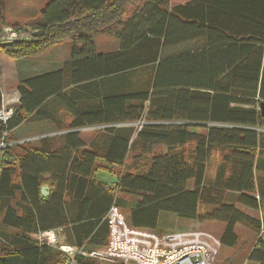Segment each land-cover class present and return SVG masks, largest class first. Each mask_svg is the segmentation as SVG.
<instances>
[{"label":"trees","instance_id":"trees-1","mask_svg":"<svg viewBox=\"0 0 264 264\" xmlns=\"http://www.w3.org/2000/svg\"><path fill=\"white\" fill-rule=\"evenodd\" d=\"M170 6V0H49L29 27L10 25L0 4V33L11 26L31 35L0 46V54L36 59L62 44L72 46L63 68L18 84L19 102L10 105L9 123H0V142L5 132L6 141L15 142L10 132L23 123L49 121L59 131L145 123L99 133L87 150L66 142L1 151L0 264H57L59 250L38 243L40 232L56 228L64 229V242L76 251L104 248L106 215L121 195L133 201V228L151 231L159 212L220 222L218 242L227 248L238 243L235 225L259 231V220L225 203L224 195L239 193L237 203L250 209H258L264 196L253 174L261 135L256 129H264V0ZM116 26H123L115 30L119 50L97 53L94 38ZM34 31L44 34L35 38ZM203 38L204 46L182 50L190 40L203 45ZM67 99L89 101L75 107ZM59 102L72 114L69 123L57 114ZM168 122L181 124H159ZM98 161L120 169L113 190L94 179ZM209 162L216 174L204 185ZM44 186L49 195L42 202ZM247 261L264 264L263 241Z\"/></svg>","mask_w":264,"mask_h":264},{"label":"crops","instance_id":"crops-1","mask_svg":"<svg viewBox=\"0 0 264 264\" xmlns=\"http://www.w3.org/2000/svg\"><path fill=\"white\" fill-rule=\"evenodd\" d=\"M47 1V0H46ZM191 0H186V2H189ZM184 2V3H186ZM183 3V4H184ZM180 5V4H178ZM173 6V5H172ZM175 6V5H174ZM177 6V5H176ZM42 9V8H41ZM41 9L36 11V16H38V14L40 13ZM5 11H6V15L11 17L13 19L14 24H10V25H25V26H31V25H27L25 24L28 19H30L29 13H25L24 11H18V12H12L10 10V8L5 7ZM26 21V22H25ZM29 23V22H27ZM123 26H116V27H111L110 29H108V31H106L105 33L99 35V36H105L104 34H106L107 38L103 39V41H105V44L108 45V47L104 48V47H99V40L100 37L95 38L94 39V44H95V48L97 53H102V54H109V53H113V52H117L119 50V42H120V37L117 36L115 34V30H120L122 29ZM102 40V39H101ZM203 45L197 43L195 40L192 41H188L186 43V46L181 47L183 48L182 50L186 49L188 52L192 49L196 47H202L205 45V39H202ZM110 45V46H109ZM178 50V48L176 49ZM71 53H72V46L70 44H62L60 46L54 47L50 50H48L45 54H43L41 57L36 58V59H20V60H12L9 59L8 57L4 56L3 54H0V87H1V91H3V94H6V99H3V102L8 104V105H13L19 102V94L17 92V86L18 84L26 79L35 77V76H39L42 74H46V73H51V72H55L60 70L61 68L64 67L65 64H67L68 62H70L71 60ZM71 89L72 88H76L77 86H70ZM69 89V88H68ZM108 89L109 87L106 86V93H104L105 95H108ZM110 90H112V87H110ZM70 96V95H69ZM10 99V100H8ZM60 101H62V97L59 98ZM12 101V102H11ZM89 100L87 99L85 100H79L78 102L76 100L70 101V100H66L67 104H74L72 106L76 105H82L87 103ZM73 102V103H72ZM99 100H96V103L98 104ZM59 109H58V115L60 116V120L62 122L65 123H69L72 119V114L70 113V110L65 109L64 108V104L62 102H59ZM76 104V105H75ZM132 126V124L130 125H126V126H122V127H118L124 130V128H130ZM261 135L259 136V147L257 149V155L255 158V162H254V179H256L257 181H259L261 183V190L264 193V129H256ZM106 131H93V130H74V131H59L56 128V125L49 122V121H39V122H31V123H23L21 125H19L18 127H16L15 129L11 130V136L16 139V142H22V146L23 144H25V141H28L26 143H33L36 142L38 143V145L34 146V147H39L41 146L42 143H46L48 145H51L53 148H58L61 147L62 145H65L66 142H79L82 144V147L78 149V151L81 150H87L89 144L91 143L92 139L94 137H92V139H89V137H83L82 135H88L89 133H93L95 136L99 133H104ZM32 141V142H30ZM56 142V144L54 143ZM161 148V147H160ZM154 151V149H153ZM218 158V157H217ZM215 162H217V160H215ZM97 165V170H104L106 172H111L114 177L115 180L111 181L109 184H103L102 182L98 181V179L96 178L95 174H94V179L98 182L101 183L103 185H105L108 189L113 190L115 183H116V179L118 177V174L120 173V169L114 166H108L105 165V163L103 161H98ZM96 170V171H97ZM216 174V167L214 165V163L209 162L208 166L206 168V173H205V177H204V185H208L211 184L214 181V177ZM47 187V186H44ZM47 195H43L41 192V196L42 198L40 199V201L45 202L46 198L49 195V188L47 187ZM239 193H235V192H226L224 197H225V203L229 204V205H234L235 208L237 210H239L241 213H244L245 215L249 216L250 218H253L254 220H258L255 216L256 214L260 213L263 218H264V196L261 198V202L259 203V207L258 209H250L247 208L245 206L240 205L239 203H237V199L239 197ZM264 195V194H263ZM257 199H259L258 196H256ZM125 199V198H124ZM263 199V200H262ZM120 201H122V198L120 197ZM126 201V202H125ZM123 202H125V205H119L120 203L117 202V206L116 208L118 209V206L122 209H127V218L126 220L128 221V225H131V221H130V213L131 210L133 209L132 207H134L133 205V201H131L130 197H127ZM72 214H76L77 213V209H74V211H72ZM155 226L153 228H149L153 233H155L156 235H158L159 237H164L163 233L166 231H162V228H165L166 226L162 225L163 219L161 217V215H157L155 217ZM183 220V221H182ZM185 221V222H184ZM178 223L182 226H190L189 223H193L194 226H201L203 224H209L208 226L211 228L213 227L212 225L214 224H219L218 227L220 228V233H219V238L223 232V228H224V224L220 223V222H203V223H199L196 222L195 220H185V219H180L177 218L175 220H173V224L174 225H170L168 227H173L172 230L174 231H181L178 227ZM189 224V225H188ZM177 227V228H176ZM58 232V239L61 240L62 239V244L61 245H67L64 242V229L63 228H56L55 229ZM239 230V231H238ZM240 230H250L253 234L254 230L252 228H249L247 226L241 225V224H237L234 227V232L235 234L239 235ZM218 238V239H219ZM219 241V240H218ZM220 245V244H219ZM222 248H227L222 246ZM219 249V247H218ZM250 252V251H249Z\"/></svg>","mask_w":264,"mask_h":264},{"label":"built area","instance_id":"built-area-1","mask_svg":"<svg viewBox=\"0 0 264 264\" xmlns=\"http://www.w3.org/2000/svg\"><path fill=\"white\" fill-rule=\"evenodd\" d=\"M30 38V31L16 29L11 26L4 27L0 33L1 44L28 41ZM10 105L4 103L2 97L0 123L3 126H6L13 117V108ZM138 124L141 127L145 123L142 121L133 125ZM159 124L176 125L181 123L168 122ZM126 125L130 124H107L72 129L70 131H108ZM6 137L7 133L5 132L0 142V152L22 143L6 141ZM106 220L109 226L108 243L102 249L85 253L80 250L76 251L70 246L59 245L58 232L56 230L40 232L38 235L39 246L55 247L59 250L61 257L57 264H80L79 257L93 259L98 264H213L216 249L198 236L191 240L186 239L187 235L184 234H171L159 237L147 229L130 227L126 225L115 205L110 207ZM259 222L257 241L264 242V221L260 219Z\"/></svg>","mask_w":264,"mask_h":264},{"label":"rangeland","instance_id":"rangeland-1","mask_svg":"<svg viewBox=\"0 0 264 264\" xmlns=\"http://www.w3.org/2000/svg\"><path fill=\"white\" fill-rule=\"evenodd\" d=\"M49 0H0V4H2L4 7L10 8V10L12 12H18V11H24L25 13H29L30 19H28L27 25H35L39 22V17L36 16V11L43 8V6L48 2ZM184 2H186V0H170V4L172 7V5L176 6L178 4H183ZM6 21L9 24H14L15 21H13V19L9 16L6 15ZM105 36H98L100 37V40L98 41L99 47H108V45L105 44V41H103V39H106L107 36L106 34H104ZM96 37V38H98ZM95 39V38H94ZM102 39V40H101ZM110 46V45H109ZM1 89V87H0ZM2 93V97L3 99H6V94H3V91H1ZM10 100V99H8ZM12 102V101H11ZM138 125H132L131 127L139 129ZM83 137H89V139H92V137H95V135L93 133H89L88 135H82ZM28 141H25V143ZM32 142V141H30ZM56 144V142H54ZM20 146H22V143L19 144ZM38 145V143L33 142L30 143L31 147H34ZM28 146V147H30ZM162 150V148L160 147H155L154 151L155 152H160ZM133 154L130 153L128 156V161L130 162L131 158H133L132 156ZM100 162V161H99ZM128 162V163H129ZM95 176L98 179V181L102 182L103 184H109L111 181L115 180L114 175L111 172H106V171H102V170H97L95 172ZM120 196V195H119ZM122 198V201H120L119 205H125V202H123L127 196L125 195H121L120 196ZM125 198V199H124ZM118 211L121 214V216L123 217L124 222L126 223V225H128V221L126 220V216H127V209H122L118 206ZM159 215H161L163 222L162 225L166 226L165 228H162V231H166L163 233L164 237L167 235H171V234H184L187 235L186 239L191 240L192 238H194L195 236H198L199 238L205 240L206 242H208V244L211 247H214L216 249V254H215V258L213 261V264H253V263H249L247 261V256L249 254V251L251 250V248L257 243L258 240V231L255 232L253 234H251L252 232L250 230H240L239 235H238V243L235 247L233 248H222L221 245H219L218 242V238H219V233H220V228L218 227L217 224L212 225L213 227H209V224H203L201 226L197 225L194 226L193 223H189L190 226H181L178 223V227H180L179 229L181 231H173L172 228L173 227H168V226H172L173 224V220L176 219V216L172 213H168V212H159ZM258 220L262 219L264 221L263 216L258 213L255 216ZM183 221V220H182ZM185 222V221H184ZM197 222V221H196ZM188 224V225H189ZM129 226V225H128ZM177 228V227H176ZM239 231V230H238ZM58 244L61 245L62 244V239L59 240L58 239ZM219 247V249H218ZM52 251L54 253H57V249L55 247L52 248ZM98 263V262H97Z\"/></svg>","mask_w":264,"mask_h":264},{"label":"water","instance_id":"water-1","mask_svg":"<svg viewBox=\"0 0 264 264\" xmlns=\"http://www.w3.org/2000/svg\"><path fill=\"white\" fill-rule=\"evenodd\" d=\"M43 32L42 31H34L33 33H32V37H35V38H39V37H41V36H43ZM11 43H4V44H1L0 46L1 47H5V46H7V45H10ZM259 111H260V116L262 117V118H264V102L263 101H261L260 102V104H259ZM47 187H42L41 188V192H42V194L43 195H47L48 193H47Z\"/></svg>","mask_w":264,"mask_h":264}]
</instances>
